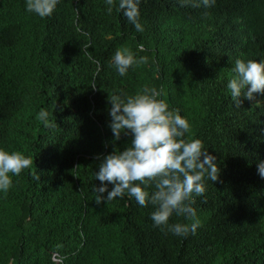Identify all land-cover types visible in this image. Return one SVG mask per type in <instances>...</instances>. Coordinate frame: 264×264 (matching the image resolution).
<instances>
[{
	"label": "trees",
	"instance_id": "16d2710c",
	"mask_svg": "<svg viewBox=\"0 0 264 264\" xmlns=\"http://www.w3.org/2000/svg\"><path fill=\"white\" fill-rule=\"evenodd\" d=\"M197 2L140 0L141 33L116 10L119 0L111 15L106 0H59L46 18L28 13L26 0H0V149L33 160L9 173L0 264H264V101L241 96L237 108L227 88L236 59L264 61V0ZM19 13L36 20L28 73L12 65L24 34ZM124 48L148 63L120 76L112 57ZM145 87L163 88L157 99L190 124L185 139L217 158L219 180L205 179L192 205L200 226L186 237L155 227L151 204L127 195L95 202L98 157L131 141L122 134L113 143L108 95ZM41 109L50 127L37 119Z\"/></svg>",
	"mask_w": 264,
	"mask_h": 264
},
{
	"label": "clouds",
	"instance_id": "9594fccd",
	"mask_svg": "<svg viewBox=\"0 0 264 264\" xmlns=\"http://www.w3.org/2000/svg\"><path fill=\"white\" fill-rule=\"evenodd\" d=\"M59 0H26V11L40 18L50 17ZM140 0H119L116 10L134 25L137 32L144 27L139 17ZM185 6L189 0H180ZM209 8L215 0H199L193 7ZM107 13L112 14L115 0H106ZM144 51V45L138 46ZM91 59L90 53L88 54ZM147 56L138 59L128 49H117L112 57V65L120 76H125L132 66L148 63ZM234 77L229 80L227 88L235 106L242 104L241 96L254 100V94L264 93V61L236 59L232 69ZM95 88V86H93ZM166 95L163 88L145 87L135 95H108L110 104L109 128L114 140L119 141L122 134L130 136V146L123 151L114 149L100 159L99 171L95 179L100 181L99 187H93L96 193L95 202H109L126 195L134 198L139 206H154L150 218L155 227L167 230L177 236L186 237L195 234L200 226L196 211L192 207L195 197L206 192L205 179L215 182L219 180L220 169L215 163L216 156L204 149L199 139H185L190 132L187 119L179 114L178 109H169L163 99ZM49 113L41 109L37 119L45 127H50ZM203 157V159H202ZM33 160L19 152L8 153L0 149V191L5 194L12 186L9 173L19 176L22 170L31 168ZM257 171L264 178V161L258 162ZM34 179L39 176L34 175ZM108 185H112L111 191ZM149 188L153 190L148 191ZM107 192L105 197L103 193ZM183 216L193 222L189 224H169L170 217Z\"/></svg>",
	"mask_w": 264,
	"mask_h": 264
},
{
	"label": "rangeland",
	"instance_id": "374dc122",
	"mask_svg": "<svg viewBox=\"0 0 264 264\" xmlns=\"http://www.w3.org/2000/svg\"><path fill=\"white\" fill-rule=\"evenodd\" d=\"M19 18L24 24V34L18 46V53L12 60V65L22 71L29 72L34 63V50L36 48V39L34 36L33 26L36 20L26 13H19ZM29 95L25 93V98L28 101ZM264 101V93H260V96L256 98V102ZM11 189V187H10ZM10 189L5 194L0 191V238L2 228L6 223L7 215L11 207ZM264 218V217H263Z\"/></svg>",
	"mask_w": 264,
	"mask_h": 264
}]
</instances>
